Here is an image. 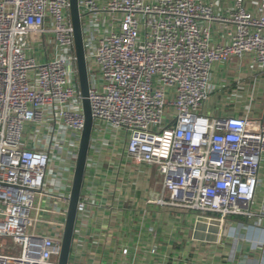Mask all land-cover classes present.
<instances>
[{
  "label": "built area",
  "instance_id": "1",
  "mask_svg": "<svg viewBox=\"0 0 264 264\" xmlns=\"http://www.w3.org/2000/svg\"><path fill=\"white\" fill-rule=\"evenodd\" d=\"M214 4L78 0L90 142L104 151L121 131L125 160L161 173L152 201L222 222L255 214L264 117L205 103L214 68L233 57L264 84V0H230L221 14ZM214 23L224 43H212ZM83 122L68 0H0V264H57ZM95 178L85 165L75 224Z\"/></svg>",
  "mask_w": 264,
  "mask_h": 264
},
{
  "label": "crops",
  "instance_id": "2",
  "mask_svg": "<svg viewBox=\"0 0 264 264\" xmlns=\"http://www.w3.org/2000/svg\"><path fill=\"white\" fill-rule=\"evenodd\" d=\"M229 4L230 0H215V11L221 14ZM226 31L221 23H214L212 43H224ZM252 68L248 58L235 57L216 66L205 108L222 99L242 100L251 93L255 99L264 94L261 82L255 88L245 87ZM223 90L229 93L222 94ZM97 141L92 135L90 143L95 147L90 148L86 163V170L96 173L92 203L76 221L68 264H264V181L256 195L254 216H229L217 223L197 217L192 210L152 201L161 193V173L156 165L125 160L121 131L114 142H106L104 151H99ZM197 220L205 223L197 232L215 235L213 240L193 237ZM210 224L217 225V233L208 230Z\"/></svg>",
  "mask_w": 264,
  "mask_h": 264
},
{
  "label": "water",
  "instance_id": "3",
  "mask_svg": "<svg viewBox=\"0 0 264 264\" xmlns=\"http://www.w3.org/2000/svg\"><path fill=\"white\" fill-rule=\"evenodd\" d=\"M69 20L72 27L73 35V50L75 56L76 74L78 81V89L81 97V108L83 113V128L81 130L80 139L77 147L75 162L73 166V173L71 178L69 195L67 198V206L65 210L64 223L60 239V251L57 257V264H68L70 257V250L72 238L75 228V220L77 216L78 201L81 193V187L85 172L86 158L90 143L93 117L90 110L88 99L89 81L86 67L85 50L83 44L81 20L78 8V0H68ZM218 223V221H217ZM205 223L199 220L195 221L193 237L197 239L206 238V240H213L214 236H202L197 232L202 229ZM210 232L217 233V225L210 224L208 227Z\"/></svg>",
  "mask_w": 264,
  "mask_h": 264
},
{
  "label": "rangeland",
  "instance_id": "4",
  "mask_svg": "<svg viewBox=\"0 0 264 264\" xmlns=\"http://www.w3.org/2000/svg\"><path fill=\"white\" fill-rule=\"evenodd\" d=\"M251 67V66H250ZM250 69V68H249ZM252 76H250V81L247 82L248 84L245 86L246 88L250 89V88H255L257 86V83L259 84L260 82L263 83L260 79V82H257V83H254L253 82V76L256 75V72L257 70L254 68H252ZM252 78V79H251ZM245 83V81H244ZM260 83V84H261ZM219 93V92H218ZM225 93H229L228 91H225L223 90L222 91V94H225ZM221 95V93H219ZM216 95V92L214 91L212 94H211V97L212 99H214L213 97ZM244 97V96H243ZM250 95L246 96L245 98H242V100H238V99H229L228 100H223L222 99V102H218L222 108L223 111L227 112V111H231V110H244L246 108H251L253 109V107H256L258 108L257 106L260 105V109H257L254 111V116L256 118H261L263 116V109H264V94H260V95H256L255 96V99H250ZM258 104V105H257ZM215 110V109H214ZM214 114H218V111H215ZM41 205H44V201ZM195 213V212H194ZM3 244H7V241L6 240H3L2 241ZM9 243V242H8Z\"/></svg>",
  "mask_w": 264,
  "mask_h": 264
}]
</instances>
